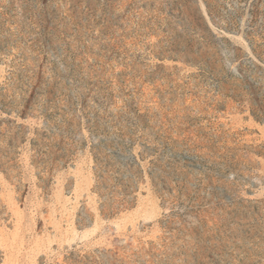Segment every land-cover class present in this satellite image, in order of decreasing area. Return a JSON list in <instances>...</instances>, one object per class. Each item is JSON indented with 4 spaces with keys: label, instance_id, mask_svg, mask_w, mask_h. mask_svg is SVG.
I'll return each instance as SVG.
<instances>
[{
    "label": "rangeland",
    "instance_id": "rangeland-1",
    "mask_svg": "<svg viewBox=\"0 0 264 264\" xmlns=\"http://www.w3.org/2000/svg\"><path fill=\"white\" fill-rule=\"evenodd\" d=\"M0 264H264V0H0Z\"/></svg>",
    "mask_w": 264,
    "mask_h": 264
}]
</instances>
